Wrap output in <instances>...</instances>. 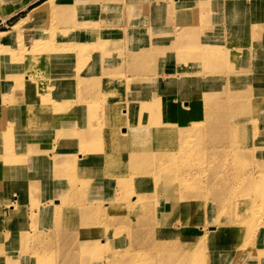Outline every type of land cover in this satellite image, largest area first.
Returning <instances> with one entry per match:
<instances>
[{
  "label": "rangeland",
  "instance_id": "374dc122",
  "mask_svg": "<svg viewBox=\"0 0 264 264\" xmlns=\"http://www.w3.org/2000/svg\"><path fill=\"white\" fill-rule=\"evenodd\" d=\"M217 1L221 3L217 4ZM197 2L198 6L194 5V0H75L74 6L70 8L64 6L55 14L52 12L46 14L34 27L17 37L5 49L0 48V64L28 65L24 71L29 73V77L24 78L32 80L28 86L34 96L31 100L34 110L31 122L39 124L44 119L53 122L57 120V123L54 122L55 125L51 123L55 129L46 131L37 142L40 144L38 152L46 155L48 159H43L39 165L38 162L30 165L24 163L2 165L4 170L0 173L18 167L20 170L16 177L7 175L2 179L8 182L3 194L8 197L4 199L3 195L0 196V207L4 209L3 216L11 221L16 216H27L28 211L35 215L39 209L38 213L46 217L47 221H52L53 225L56 219L54 226L58 228L62 215L58 213L55 216L54 212L57 209L61 212L64 206L65 209L69 206L66 213H75L81 218L80 227L76 228L78 245L67 247L64 254L59 239L49 237L51 233L39 231V223L32 220L28 228L34 233L24 234L20 253L33 264H58L62 258L72 263L78 257L83 264L98 262L156 264L155 251L164 252L163 242L158 239L159 244L155 238V235L159 234L156 232L162 231L164 228L162 223L169 219L173 226L168 228H172L170 231L174 233V226L181 225L180 220L170 219L172 211L162 207L157 201L155 205L154 200L148 203V200L155 198V193H152L155 188L149 187L140 193V197L129 196L130 199H127L128 195H125L126 197L122 199L120 196L122 183L119 179L108 183L109 177L115 178L114 175L125 172L126 167L131 164L122 161L124 158L122 154L118 162H113L110 153L112 148H108L113 139H107L105 136H114L118 128L128 130L130 133L131 130L138 128V121L135 118L136 107L141 104L153 106V114L148 115L152 130L148 135L156 142L162 143L165 137L171 138L166 136L170 133L169 130L178 132V127L182 126L179 121L181 117L182 121H185L183 125H191L194 132L187 134L186 139L181 138V141L177 139L172 142L176 143L178 154H197L187 155L183 159L187 160L188 157V160L192 161L191 172L196 173L199 180L182 182L185 185H180L177 194L178 196L181 194L179 198L182 204L186 205L192 201L198 205L197 207L192 205L198 214H195L194 218L199 217L202 212V217L205 219L209 217L210 206L216 213V218L211 224H225V226L220 224V229L214 236H210L208 242L202 243L203 251L201 248L199 253L189 251L195 256L191 264H242L247 257L252 263L264 264V97H256L251 91L253 82L258 77L257 68L261 67L260 72H264V27L259 28L263 29L260 34L250 31L249 36L245 37L244 44L239 48L234 39L243 36V28L239 26L243 21L231 18L233 15L245 16L244 23L264 26V0L232 2L197 0ZM227 7L233 8V11L225 12ZM215 8L217 11L215 10L213 17L208 19L216 24H208L194 32L196 21L201 19L197 16L198 13ZM26 13L27 11L18 14L7 23L6 26L9 27L2 28L14 26ZM247 16L255 19L247 21ZM39 23L43 26H38ZM179 25L186 27L182 28ZM67 32L83 36L70 42L66 49H64L66 44H63V49L60 50L58 35ZM178 35H181V38L175 44ZM173 45L175 46L169 52L170 55H166L168 52L166 48ZM32 46L38 48V52L34 54L37 58L34 60L26 58L32 54L30 51L26 52L28 48H33ZM228 47L231 48V53L219 54ZM190 49L193 50L191 58L186 54ZM55 50L62 51L63 55L69 53L78 56L80 66L63 68L60 72L64 74L58 75L55 69L66 65L67 59L56 57L51 62L54 68L49 72V56ZM258 55L263 57L261 63L258 62L260 61ZM40 61L46 62L47 66L35 68ZM224 65L226 67L224 72H215L218 71L216 67ZM211 69L213 70L210 71ZM59 79L62 80L61 84L55 82ZM260 79L264 81V74ZM4 87L3 85L2 88ZM2 96L3 100L10 98L7 94ZM207 100L217 104L225 103V113L219 117L220 123H216L219 120L208 115L210 109H205L206 107L193 112L195 104ZM71 107L79 112L77 123L92 128L93 132H86L88 135L85 138L79 137V133L78 136L74 133L76 130L70 121L75 118L54 115L57 111ZM162 109L168 113H161ZM215 109L217 111L219 106ZM242 111L249 112L241 114ZM91 117L94 122L92 125L89 122ZM99 119L100 122L96 124ZM234 125L238 126L236 133L238 138H234L231 132ZM68 129L73 130V134L67 139L69 147L60 138V134L66 135ZM164 130L168 132H162ZM155 132L160 134H154ZM148 135L139 136L142 140H127L129 144L125 143L119 150L120 153H125V159L131 157L128 154L131 151L152 153L154 159L158 161L149 163L153 169L151 175L163 174L165 177L178 175L177 164L171 156L165 154L162 147L149 146L150 142L145 146L148 141L146 139L144 141V137ZM96 141L99 145H96ZM101 144L104 145L101 147ZM132 144H136L135 147ZM62 145L68 150L64 151ZM74 147L73 151L79 154L76 160L71 159L70 153L62 154L72 151L70 149ZM198 152L214 153V157L217 158L212 167L213 170L217 169L215 173L206 170L215 158ZM33 159L39 158L36 156ZM144 162L143 159L138 163L144 166ZM44 164L46 169L42 168ZM101 173L108 175L101 177ZM213 173L216 179L212 176ZM253 174L255 176L261 174L259 178L263 183L248 180L247 177ZM120 176L125 177L124 174ZM100 177L106 178L105 183H108L105 186L108 188L106 196L101 190L93 196L91 191L90 193L88 191L89 187L92 180H99ZM30 180L35 183L32 187L33 192L37 196L41 194L40 204L34 202L28 205L24 201V196L31 191H27L29 185L27 181ZM14 181L19 183L18 188L10 184ZM223 192L227 199H221ZM111 195L113 197L115 195L114 200H109ZM68 199L70 202L67 205ZM77 199H81L78 203L79 210L71 207ZM210 200L216 203L211 205ZM10 201L16 203L17 211L8 209L6 203ZM22 211L26 212L20 214ZM2 213L0 209V214ZM3 216H0V219ZM205 219L198 222V230L208 229L209 223ZM26 221L24 217L22 227L26 226ZM98 222L101 224L96 225L100 227L95 228L94 223ZM128 222L132 224L135 222V226H128ZM111 229L112 234H109ZM194 229L193 226L182 227L180 231L186 235L183 239H188L194 234ZM92 236L97 240L92 242ZM223 236L226 237L222 240ZM95 242H99L96 247L92 245ZM84 243L89 244L90 250L85 252ZM30 244L40 249L37 248L36 252L30 253ZM213 253L223 256L216 257V262H213ZM144 254L148 257L145 258ZM140 255L143 257H139ZM140 258L145 262L141 263Z\"/></svg>",
  "mask_w": 264,
  "mask_h": 264
},
{
  "label": "bare ground",
  "instance_id": "6f19581e",
  "mask_svg": "<svg viewBox=\"0 0 264 264\" xmlns=\"http://www.w3.org/2000/svg\"><path fill=\"white\" fill-rule=\"evenodd\" d=\"M194 2H195V4H194L195 6L199 5L197 0H194ZM226 2H232V0H226ZM220 3H221V1H217V4H220ZM74 5H75V0H69V1L68 0H44L40 4L32 7L24 17L20 18L14 24V26H12L11 31H9V32L0 31V48L2 47L3 49H5L10 43H13L17 37L26 33L28 31V29L34 27L36 25V23L38 22V20L40 18H42L43 16H45L46 14H50L51 12L53 14H55V12H59L61 9H63L64 6H67L70 8ZM239 7L242 9L241 6H239ZM215 10L217 11V9L215 8V9H208V10L202 11V12L200 11L198 13L197 16L198 17L200 16L201 19L196 21V24L194 26V32H196L200 28L206 27L208 24L209 25H215L216 24V23H211L210 22L211 19H210V21L208 19V17L209 18L213 17V12H215ZM231 10L233 11V8L230 9L227 7L225 9V12H227V13L232 12ZM225 18H227V17H225ZM231 18L237 19L238 21L239 20L243 21L239 25L243 28V33H242L243 36L242 37L237 36L234 39L236 46H239V48H241L242 45L244 44V42L246 40L245 37L249 36L250 31H252L255 34H260L263 31V29H259V28L264 27L263 25L244 23L245 22L244 20H246L245 16L241 17V16H234L233 15ZM253 19H255V17L247 16V21H250ZM202 20H204L205 22L203 21L204 22L203 23ZM40 23L38 26L42 27L43 24L40 25ZM179 27L185 28L186 26L185 25H181V26L179 25ZM250 28H252V29H250ZM66 31H69V30H66ZM58 36H59V42H60V45L58 47L60 50H62L63 44H66V47L64 48V49H66L69 47L70 42L74 41L75 39H79L83 35L82 34H76L74 32H67L66 34L60 33ZM180 38H181V35H178L176 37L175 44L179 41ZM254 44H255V42H254ZM174 46L175 45L166 48L168 50V52H166L165 54L170 55L169 52H171L173 50ZM228 48L226 50L220 51L219 54H222L223 52L232 51L231 48H229V50H228ZM37 49L38 48H35V47L28 48L26 52L29 53V51H30V53H32V54L26 58H28L30 60L31 59L34 60V58H37L34 55L36 52H38ZM230 53H228V54H230ZM186 54L189 58L193 57V50L190 49L188 52H186ZM56 57H59L62 59L63 58L67 59L66 65L60 66V68L55 69L56 72H58L57 73L58 75L64 74V73L60 72V71H63V68L69 69L71 67H77L78 63H81L80 61L77 60L78 56L69 55V53H67V55H63L62 51L55 50L49 56V59H50V61L48 62L49 72H50V70H52V68H54V66H52L51 62L53 59H56ZM257 58L260 60L258 62L261 63V60L263 59V57H260L258 55ZM80 59H82V58L80 57ZM27 66L28 65H23L20 63H17V64H0V98H1L0 99V159H1L0 160V172L4 170L2 167V165H4V164L19 165L20 163H24L25 165H30V164H36L38 162V165H39L43 161V159H48V157L46 155H42L38 152V150L40 149V144H38L37 142L42 138L43 134L46 131H53L55 129L52 127L51 123L55 125V123H57L56 122L57 120L54 121L55 123L52 120H48V119H44L39 124L31 122V120H32L31 117L34 115V110L32 109L33 103L31 100L34 99V96H33V94H31L32 89L30 87H28L30 82H32V80L30 78H24V77H29L28 76L29 73L24 71V69H26ZM39 66H42L44 68L45 66H47V63L40 61L37 64V67L35 66V68H38ZM21 68H23V70H20ZM216 68L218 69V71H215V72H222V71L224 72L226 70L225 65L221 66V67H216ZM212 70L213 69H211L210 71H212ZM257 70L259 71L258 77H257V79L254 80V82H253L254 84L252 85L253 90H251V91L253 92V94L256 97L257 96L264 97V81L260 79V77L264 74V72H260L262 70L261 67L257 68ZM14 77H16V78H14ZM61 81H62L61 79L55 80V82H57V84H61ZM199 84H200V82H199ZM3 85L5 87H9V88H5V87L2 88ZM2 94H7V95H9L10 98L3 100ZM224 104H225L224 102L217 104V103H212L211 101H208V100L203 101V102H200L198 104H195L193 112L200 111L201 108L206 107L205 109H210V112L208 113V115L212 118L219 120V121H216V123H220L219 117L221 115L223 116V113H225L224 112V109H225ZM218 106H219V109L216 111L215 108H218ZM136 108H137V110H136L137 114H136V116L135 115L134 116H135V118H137L138 125L137 124H135V125H137L138 128H135V129L133 128L134 130H131L132 133H130L128 130L126 131V130L118 128L115 131L114 136H108V135L105 136L107 139H109V138L113 139V143H112L113 145L111 144L110 146H108V148H112V150L110 149L111 150L110 153H111L113 162L114 163L118 162L119 158H120V154H122V155H124V158L122 159V161H124V163L126 161L127 163H129V165L131 164V166L126 167L125 172L120 173L121 175L122 174L125 175L124 178H123V176H120V174L114 175L115 178H113L112 176L109 177L110 179L108 180V183L111 180L113 181V180L119 179V181L122 183V186H121L122 191H121V195H120L122 197V199L126 197L125 195H128L126 197L127 199H130L129 196L137 198V197L141 196L140 193H143V191L149 189V187L155 188V190L152 192V193H155V196H154L155 198L148 200V203H150L149 201L154 200L153 204L155 205V203L157 201V203H160L162 205V207L167 208V209L172 211V213L170 214V217H171L170 219L178 218V220H180V222H181L180 227H188L189 228L191 226H188L189 223H188L187 219L194 218L195 214H197V213L193 210V207H197L198 205H196L192 201L188 202L189 204H186V205H184V203L182 204V202H181L182 200L179 198L181 194H179V196H178L177 193H178V190L180 189V185H185L182 182L185 183L186 181H190L192 179L194 181L199 180L198 175H196V173L191 172L190 164H193L192 161H189L188 157H187V160L183 159L184 157L186 158L187 155L189 156L192 154H195V155H197V154L196 153H180V154H178V151H176L178 148L175 147L176 143L172 142V141H176L177 139H179L181 141V138L186 139V137H187L186 135L191 133V132H194V131H193L190 124L183 125V123L185 121H182V119H181L182 117H181L179 119V121L182 123V126L178 127V132H176L175 130H169L170 133H167L166 136H170L171 138L165 137L164 140L162 141V143L156 142L152 136L149 137V135H148L152 131L150 129L151 126L149 125L148 115L153 114V106L147 105V104H141L140 106H137ZM246 108H249V107H246ZM160 111H161V113H168L167 110H165V109H162ZM247 112H249V111H245V112L242 111L241 114L247 113ZM251 113H253V112H251ZM39 114L41 115V113H39ZM80 114H82V112ZM54 115L55 116H64V115L66 116L67 115V116H70L72 118H75V120L70 121V123L72 124L73 129L76 130V132H74L76 134V136H78V133H79V137L85 138V136L88 135L86 132H93L92 128L87 127L86 124L82 125L81 123H77L78 122L77 118L80 115H79V112L76 110V108L71 107L69 109H63V111L55 112ZM240 116H238V117H240ZM97 117H99V116H97ZM92 118L93 117H91L89 120L91 125L93 122ZM251 120L254 121L255 119H251ZM33 122H34V120H33ZM99 122H100V119L98 122H96V124ZM78 126H79V128H78ZM237 128H238L237 125H234L231 128V132L233 133L234 138L237 137L236 136V133L238 132ZM99 130H100V128H99ZM141 132H143V134ZM162 132L166 133L168 131L164 130ZM259 132H261L260 129H259ZM72 134H73V130H71V129H68L66 131V135H64V136L62 134H60L61 135L60 138L63 139V141L67 147H69L67 144V139ZM154 134H160V133L155 132ZM133 135H135V136H133ZM144 135H148L147 137L145 136L146 138L144 137V141H146V140L148 141V144H146L145 146L149 145V142H150L151 144L149 146H152V147L160 146L165 150V154L167 156H171L172 160L175 162V164H177V170L179 171L178 175H174L171 177H169V176L165 177L163 174L162 175L161 174L160 175L159 174L158 175H151L152 174L151 172L153 171V169H152V166L149 165V163H154L155 161H158V160L154 159L155 156L153 157L152 153H149V152L142 153V152H137V151H131L128 153L131 157L125 159V153H120L119 150L123 148V145L125 143H127V140H130V139L137 140V139H140L139 136H144ZM140 140H142V139H140ZM86 143L89 144L88 142H86ZM97 144H98V142L96 143V145ZM127 144H129V143H127ZM65 145H62V147L64 148L63 149L64 151L68 150ZM102 145H104V144H101V147H102ZM132 145H133V147H135L136 144H132ZM74 149H75V147L73 149H70L72 151L64 152L62 154L64 155V154L70 153L71 159L76 160V157L79 154L77 155L76 152L73 151ZM96 149H97V147H96ZM198 154L204 155V154H208V153H206V152L199 153L198 152ZM208 155H212L213 158H215L214 153H210ZM36 156L39 159H37V160L33 159V158H36ZM191 158H190V160H191ZM143 159L145 161L144 162L145 165L143 164L144 166H142L138 163V162H142ZM216 160H217V158H215V160L210 164L211 166H208V168L206 170H209L210 172L215 173V171L217 169L213 170L214 168H212V167H214L213 164H214V162H216ZM155 163H157V162H155ZM133 165H136V166H133ZM153 166H155V165H153ZM244 166H245V164H244ZM42 168L46 169V165L45 164L42 165ZM19 171L20 170L18 167L15 170H10L7 172L0 173V196H2L5 193L4 187L8 184V182L3 181L2 179L7 175H12L13 177H16V175H17V173H19ZM214 173L212 174V176L214 177V179H216V176L214 175ZM92 175H90V176H92ZM107 175H108L107 173H101V177H104ZM216 175H218V174H216ZM260 175L261 174H258L257 176H255L253 174V175L248 176L247 178H248V180H254L255 182L260 181L262 184L263 180L261 178H259ZM101 177L99 178V180L97 179L98 181L92 180V182H91V186L89 187L90 189L88 191H89V193L91 191V195H93V196L97 195L98 190L103 191L104 196H106V190L108 188L105 186L108 183H105L106 178H101ZM103 182H104V185H102ZM190 182H192V181H190ZM10 184L14 185L16 188H18V186H19V183H17L16 181H14ZM129 186H130V189H129ZM216 186H221V185L216 184ZM131 187H132V189H131ZM87 188H88V186H87ZM19 192L21 193L20 190H19ZM224 192H226V191H224ZM224 192H223L221 199H227ZM263 193H264V191H263ZM7 197H6V194L3 195L4 199H6ZM218 197H220V196H218ZM206 198H207V196H206ZM15 199H17V198H15ZM110 199L114 200L115 195H114V197L112 195L109 196V200ZM12 202L13 201L7 202L6 205L8 204V206H9L8 209L14 211L17 209V206H16V203H12ZM66 202L68 205V203L70 202L69 199ZM79 202H81V199H77L75 203H72L71 207H76V209L79 210L80 209V205H78ZM116 202H117V199H116ZM192 205H193V207H192ZM69 208L70 207L67 206L65 209V206H64V208L61 210V212L58 211V209H57L56 212H54V214H55V216L58 213L63 215V213L65 214L67 212V209H69ZM0 209L3 211V213L0 214V216L2 217L4 215V209L2 207H0ZM223 209H224V207H223ZM23 212H26V211H22V212H20V214ZM52 214H53V212H52ZM93 214H95V213H93ZM4 217L5 216H3V218ZM80 220H81V218H80ZM134 223L132 224V222H128V226H130V225L135 226ZM96 224L100 225L101 223L100 222L94 223L95 228L100 227V226H97ZM218 224H216V223L211 224L210 223L209 225H207L208 229L210 230L209 232H207L208 229L207 230H204V229L198 230V228H199L198 223H196V225L193 226L195 228L193 230L194 234L190 235L188 239H183V236L185 234H183L182 231H180L179 226H177V225L174 226V228H175L174 233H172L170 231L172 228H168V227L173 226V224L168 219L167 221L162 223V226L164 227L162 229V231H160V232L157 231L156 233H159V234L155 235L156 240L159 239L160 241L163 242L162 248L165 252L164 253L161 250L155 251L156 252V264H191L194 260V257H195L192 254L193 253L195 254L196 252L199 253L200 248H201V251L204 250L201 247V246H203L202 243L208 242V238L210 236L211 237L214 236V233L218 229H220L219 227H220L221 223L219 225ZM185 225H187V226H185ZM79 227H80V224L76 228L78 229ZM251 228H253V226H251ZM245 234H246V232H245ZM30 235H33V234H30ZM225 237L226 236H223L222 240ZM250 237L251 236H249V238ZM250 239H249V241H250ZM96 240L97 239L95 237L92 238V242H94ZM159 240H158V243L160 244ZM190 241H191V244H190ZM84 242H86V241H84ZM250 242H252V241H250ZM256 242L257 241L255 240V244H256ZM192 243H193V246H191ZM246 243H247V241H246ZM84 244H85V252H86V250L87 251L90 250L89 244L88 243H84ZM248 244H250V243L248 242ZM252 244H254V243H251V245ZM92 245H94V247H96L99 245V242H95ZM37 248H38L37 246L32 247V245L30 244L29 252L30 253L36 252ZM38 249H40V248H38ZM242 249H244V248L242 247ZM245 250H246V248H245ZM259 250H261V248ZM19 251L21 252V250H19ZM94 251H96L95 248H94ZM140 251H141V249H139V252ZM189 251H191L193 253L191 254V253H189ZM52 252H50V253H52ZM144 255H145V258L148 257L147 254H144ZM226 256H228V255H226ZM139 257H143V255H140ZM140 259H141L140 260L141 263L145 262L143 258H140ZM4 260H5L4 257H0V264H4V262H3ZM76 260L80 261V258L78 257ZM250 260L251 259L247 257L245 263H242V264H255V263H252ZM13 263L15 264V262H13ZM80 263H81V261H80Z\"/></svg>",
  "mask_w": 264,
  "mask_h": 264
},
{
  "label": "crops",
  "instance_id": "0c3cea01",
  "mask_svg": "<svg viewBox=\"0 0 264 264\" xmlns=\"http://www.w3.org/2000/svg\"><path fill=\"white\" fill-rule=\"evenodd\" d=\"M43 1L44 0H0V31L9 32L12 26H10V28L8 29L7 28L3 29L2 27L6 26L7 23L12 18L16 17L18 14L24 11L28 12L32 7L40 4ZM6 27H9V26H6ZM99 72L101 73L102 69L99 70ZM128 75L130 74L128 73ZM27 182L29 184L27 191L28 190L29 191L31 190V191L28 193V195L24 196V201L28 205H31L34 202L40 204L42 202V197L40 198L41 194L37 196L33 192V188H32L35 185V183H33V180H30V182L29 181ZM32 196L33 198L31 199L30 197ZM209 203L213 205L216 202L210 200ZM211 208L212 207L210 206L208 207L209 217L207 216L206 219L205 217L201 216L203 215V212L199 214L200 215L199 217L187 219L189 223L188 226H195L196 223L200 222L201 219H205V221L208 222L209 224L212 223L216 218V213L213 212L214 210ZM38 211L39 209L37 210L35 215H32L29 211L27 212V216H24V217H26L27 219L26 222L28 224L26 223V226L24 227H22V222L24 221V217L16 216L11 221H8L7 218L0 219L1 221L0 222V227H1L0 228V257H4L5 259L3 261L4 264H14L13 262H15V264H33L31 260H29L25 255L21 254L19 251L22 248V238L24 234H27L26 232H29L30 234L34 233V231L31 228H28V226L32 224V220H35L36 222L39 223V229H38L39 231L43 230L45 233H51L50 234L51 236L49 237H52V238L57 237L59 239L63 254L67 247H70L71 245H75V246L78 245V231H76V227L79 226L80 215L75 214V213H72V214L63 213V215L60 218L59 227L56 228V226H54L56 225V222H57L56 219L53 225L52 221H47L46 217L45 218L42 217L38 213ZM197 218H199V220H197ZM47 225H50V226L47 227ZM51 225H53V227ZM221 225L225 226V224L223 223ZM179 228L181 229L182 227H179ZM221 230H219V232H221ZM109 234H112V229L109 230ZM215 236H218V235H215ZM107 238H108V235H107ZM104 239H106V235ZM190 244H191V241H190ZM191 246H193V243ZM222 256H217L215 253H213L212 254L213 262H216L215 261L216 257H222ZM58 264H83V263H79L77 260L72 263H69V261H65L62 258ZM97 264H101V263L98 262Z\"/></svg>",
  "mask_w": 264,
  "mask_h": 264
}]
</instances>
